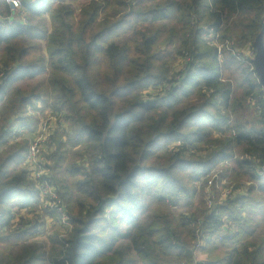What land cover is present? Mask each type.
Masks as SVG:
<instances>
[{
  "label": "trees",
  "instance_id": "1",
  "mask_svg": "<svg viewBox=\"0 0 264 264\" xmlns=\"http://www.w3.org/2000/svg\"><path fill=\"white\" fill-rule=\"evenodd\" d=\"M65 1L22 0L27 25L8 26L0 20V102L6 101L2 112L7 115L0 118L4 121L0 193L6 191L0 199V264L45 261L41 247L9 255V261L3 255L29 242L34 238L30 234L40 235L43 228L40 222L35 225L36 219L34 233H20L15 224L6 231L7 225L23 220L13 214V208L31 210L40 200L26 170L21 171L28 143L11 144L8 129L14 123L23 128L38 123L25 115L42 97L19 85L45 73H49L56 116L62 115L66 123L59 124L64 127L59 131L68 137L66 143L53 141L55 163L49 180L66 204L73 226L67 246L56 242L61 251L51 255L49 264H131L130 248L120 246L124 240L131 243L142 264H194L196 227L186 222L194 221L186 212L195 198L203 197L194 183L224 162L232 163L224 175L231 184L245 180L252 186L246 197L218 206L238 225V232L231 239L208 243L202 264H264V242L253 239L250 220L239 218L264 204V177L258 176L264 166V126L248 131L237 123V135L218 140L228 131L231 116L222 110L230 109L233 91L223 80L218 47L205 38L212 31L216 36L229 33V22L244 16L248 52L255 51L254 42L264 25V0H90L81 12ZM0 13L10 14L4 0H0ZM46 16L51 19V31L45 27ZM42 41L47 42L48 63ZM176 41L178 55L187 54L188 61L176 80L166 84L174 71L166 68V58L159 53L176 47ZM236 61L235 57L229 60L232 65ZM101 67L107 71L104 81ZM242 75L244 99L262 95L253 71ZM155 82L159 84L151 85ZM158 88L161 91L156 94ZM148 90L151 95H145ZM233 103L235 112L243 106ZM259 118L264 125V116ZM213 135L216 141L207 143ZM174 143L180 147L169 149ZM208 144L217 148L207 150ZM82 146L94 147L90 162L71 165L60 181L71 150ZM189 147L202 148L208 156L187 157ZM238 148L243 150L242 157L235 154ZM164 150L169 152L162 155ZM150 195L157 203L180 211V223L173 214H159L144 223ZM199 211L210 235L216 236L220 219ZM184 230L190 236L186 240Z\"/></svg>",
  "mask_w": 264,
  "mask_h": 264
},
{
  "label": "rangeland",
  "instance_id": "2",
  "mask_svg": "<svg viewBox=\"0 0 264 264\" xmlns=\"http://www.w3.org/2000/svg\"><path fill=\"white\" fill-rule=\"evenodd\" d=\"M89 1L90 0H73L72 2H70V0H67L64 3L65 4H71L73 6V8H75L78 12H81L82 8ZM245 21H246V19L244 16H237V17L233 18L229 22V25L227 26L229 33H227V34L221 33L220 35L216 36V33L214 31H212V32H210L209 35L208 34L205 35V38L209 41L213 40V43H215V46H217V47L230 45L234 50L237 51L236 52L237 54L241 53L244 55L241 58H243V57L246 58L247 56H249V57L253 56L250 58V59H252L255 57V51L252 50V51L248 52L250 46H249V44L246 43V40L244 38V35L246 34V31L244 29V25H245L244 22ZM44 24H45V27H47L50 31L52 30V22H51L50 18H45ZM207 32H209V30H207ZM178 47H179V42L176 41V47L170 46L169 48H163L162 52L159 53L166 58V63H167L166 68L169 67V70L174 71V74L172 73L170 75L166 84H168L169 81L174 82L176 80L175 75L180 73V71L185 67V65L188 61L187 54L185 55V57L181 56L182 54L178 55V50H177ZM42 48H43L42 53L46 56V62L48 63L49 57H48V53H47V42L46 41H42ZM157 51H161V47L159 48V50L157 49ZM224 52H226V53L224 54ZM234 52H232V50H228L227 48H225V49H223L222 57L220 58L221 61L223 62V66H224L223 80L225 83L230 84L231 89L233 91V97H232V103L230 104V109L228 111L222 110V112L225 115H228L229 117L231 116L230 120L233 121L234 127L237 126V123H238L239 125L244 126L248 131L260 130L264 126L262 124V120L256 114L255 109L251 107V105L249 103V99L246 97L244 99V95L246 94V86L244 85V81H243L244 77H243L242 73L245 70L250 71L251 68L247 62H242L241 60H239L237 55L235 56ZM233 57H235L238 60V61H236V62H238V64L232 65L229 62V60L232 59ZM100 72H101V76H100L101 80L104 81L106 78L107 71L104 69V67H101ZM48 78H49V73H45V74L41 75L40 77H38L34 80H27V81L20 83V85H19L20 88H22V90L27 91V92H36L37 95H41V97H42L41 102L40 103L38 102L36 105H34L33 108H30L28 113H26V115H25L27 117L38 119V121H37L38 123L34 124L31 128H28L29 133L25 134V137L20 141V142L25 141L28 143V151H29L30 144L35 139L36 133L38 132L41 125L45 121L50 119V117H53V118L58 117L61 119L63 117L62 115L56 116V113H55L56 111H54V108L52 106L53 102H52V98H51V94H50V86H49ZM255 79L259 80V79H257L256 76H255ZM155 84H159V83L155 82V83H152L151 85H155ZM171 86H172V84H169L167 89L170 90ZM160 91H161V88H158L157 92H155V93L158 94V92H160ZM259 92L262 95L264 94L262 87L259 90ZM151 94H152V92L150 90L145 92V95H151ZM262 95H260V96H262ZM260 96L257 95L254 98L259 99L257 101H260V99H261ZM195 97H197V96H195ZM233 100L239 101V103H241L243 105V106H241L242 108L238 107L239 109L236 110L237 112H235L233 110V105H234ZM242 100H244V101L242 102ZM3 102L5 104L6 101L4 100ZM194 102H196L195 99L193 100V103ZM40 107L42 110H40ZM2 111H3V108H0V118L2 116L3 120H4V118H7V115L4 116V112H2ZM3 120L0 121V127L4 124ZM16 125H19V124L18 123L13 124V126H16ZM9 126L10 125H8V128H9ZM19 128L26 130L23 127H19ZM235 128L237 129V127H235ZM59 129L61 130L63 128H60V125L58 123L56 124L55 121H52L51 122L52 137H51L49 143H47L46 146L44 148H42L41 153H40V158H41L43 165L46 168L45 172H46V176L48 178L50 176H52V170L54 168V163H55L54 161H52V158H51V156L53 154V141H63L66 143L67 139H68V137L64 135V131H59ZM228 131L224 135L220 134V136L218 137V140H224L226 137L232 135L231 132L229 131L230 133H228ZM57 132H62V133L58 135ZM237 132H238V129H237ZM216 138L217 137H215L213 135L212 139H210V142H207V143H214V141H216ZM216 145L215 144H208L207 150H212ZM174 147L178 148V147H180V145L178 143L171 144L169 149H171V150L175 149ZM216 148H217V146H216ZM189 149L190 150H189V154L187 155V157H189V155H191V156L193 155V156L199 157L201 159H204L208 156L207 153L202 151V148L189 147ZM93 150H94V147H92V146L91 147H86V146L76 147L75 149L71 150L68 161H67V165L66 164L64 165L65 168L60 172L58 179H60V181H62L65 178L64 174L66 173L67 168H69L71 165L74 164V165H80L81 166L86 161L90 162V158L93 155ZM1 152H2V149H0V153ZM168 152H169V150H164L162 152V155H165ZM235 154L237 157H242L243 150L241 148H238V149H236ZM25 160H26V158L23 161H25ZM230 164L232 165V163H230ZM88 165H90V163ZM88 165H87V167H88ZM27 166L28 165H25V167H23L21 171L27 170V168H28ZM229 182L231 184V181H229ZM235 183L239 187L242 185H244V187L251 185L250 182L245 181V180L235 181L234 185H235ZM53 185L56 186L55 184H53ZM231 185H233V184H231ZM56 190H57V188H56ZM201 195H203V194L201 193ZM59 198H61V197H59ZM148 199H149V208H148V212L143 215L144 223L148 222L151 217H154V216L159 215V214H167V215L173 214L176 221L178 223H180V220L182 219V217L179 216L180 211H176L174 208H172L173 206L171 204H169V202H167V204H169V205L159 204L155 201V199L152 195H150L148 197ZM263 201H264V199H263ZM201 202H204V200H203V197H201L199 195V197L195 198L194 202L190 203V207L188 209L189 211L186 212V216H188L194 220V221H191L188 218V219H186V222H193L192 223L193 227H195V225H198V226L200 225V222L197 220L205 219L203 217V213L199 211L200 209H202V210L204 209V213H205V206L203 208V206H202L203 203L201 204ZM182 204L185 205L186 201H184ZM261 207H262V209H260L258 211H248L246 214L241 215L239 218L250 220V231L253 232V237H254L253 239H255L257 241H263L264 242V204ZM12 212H13V214L21 215L23 220L16 221L12 225H7L6 231H10V229H12L13 225L16 223V224L20 225V227H21L20 233H23V232L24 233L25 232L34 233L32 226H33V224H35L34 222L36 219H38V221H36L35 225H37L38 222H40V223H42L41 226L43 228L40 230V235H38V236H33L34 234L33 235L30 234L31 237H34V238H32L26 244H21L19 246H15L12 249L13 251L12 250L9 252H7V250L4 251L3 255L6 257L5 259H7L8 261H9V259H8L9 255L16 256L19 253L23 254L24 251H29V250H33V249L36 250L37 248L41 247L39 252L41 253L43 259H45V261H42L40 263L41 264H49V261L51 260V255L52 254L55 255L61 251V249L59 248V245H57L56 242L64 243L67 246V240L71 237L72 231L69 234H65L61 230L60 227H57V225L55 223L53 224L54 214L52 215L51 211L44 209L41 200H39V204L31 210L21 212L18 210V208L15 207L12 209ZM20 222H21V224H20ZM1 228L2 227H0V229ZM197 228H195V232H194L195 237L197 234V232H196ZM204 230L206 233L211 231V230H209V227H204ZM1 232L2 231H0V233ZM187 233H188V231L184 230V233H183L184 235H182L183 240L190 238V236ZM195 237L192 241L193 242L192 245H194ZM212 238L213 237H211V239ZM216 240L217 239L212 240V241H216ZM120 246L130 248L129 253H130V259L132 261L131 264H142L140 262L139 257L137 256L136 252L132 248L131 243L128 240L122 241L120 243ZM24 248H26V249H24ZM196 255H197V257L194 256V258H196V260L198 261V264H202V263H204L203 261L207 260V257L203 254L202 251L196 253ZM204 256L206 257V260L203 259ZM263 263H264V258H263Z\"/></svg>",
  "mask_w": 264,
  "mask_h": 264
},
{
  "label": "built area",
  "instance_id": "3",
  "mask_svg": "<svg viewBox=\"0 0 264 264\" xmlns=\"http://www.w3.org/2000/svg\"><path fill=\"white\" fill-rule=\"evenodd\" d=\"M5 4L8 6L10 14L5 17L0 13V20L8 26H13L14 24L27 25L29 23L28 14L25 11L22 0H4ZM227 48L232 50L235 53V56L239 58L242 62H247L250 65L251 70L254 72L253 59H250L253 56H247L246 58H241V53H236L230 45L218 47L219 56H222L223 49ZM0 76V80L2 79ZM256 76V75H255ZM257 77V76H256ZM263 93H264V87ZM252 97L249 99V103L252 108L255 109V112L259 116H264V94L261 97L260 101H257ZM55 121L58 124H66L61 118L50 117L45 121L40 129L38 130L35 139L29 146V151L26 156L25 165H28L26 170V176L28 181L33 183L39 192L40 200L44 209L51 211L52 215L54 214L53 224L55 223L57 227H60L65 234L71 233L73 231V226L70 221L68 210L62 198H59V194L55 186L51 183L49 178L46 176L45 166L43 165L40 153L42 148L49 143L52 132H51V122ZM227 129L231 132L233 136L237 135V129L233 126V121L230 120L228 123ZM10 133L9 142L15 144L20 142L26 134V131L22 128H15L11 126L8 129ZM229 162L221 163L219 166L211 170L209 173L204 175L201 179L197 180L194 183L196 189L203 194V200L205 204V213L208 216H214L220 219L219 228L216 236L211 235L209 232H205L204 227H206L205 219L197 220L200 222V225H195L197 228L196 237L193 245L194 256L197 257L196 253L203 251L206 245L212 240L222 241L224 238H232L236 233H234L236 223L231 219L229 214H221L218 210V206L224 201L235 200L246 197L249 192V188L252 186H233L229 182L228 176L225 175V167L229 166ZM258 176L264 177V166L258 170ZM240 202L236 204V208L239 209ZM222 215V216H221ZM18 221V220H17ZM16 222V221H14ZM21 224V223H20ZM17 225L16 229L21 230L20 225ZM208 227V226H207ZM195 264H198V261L195 258ZM203 261V260H202Z\"/></svg>",
  "mask_w": 264,
  "mask_h": 264
},
{
  "label": "water",
  "instance_id": "4",
  "mask_svg": "<svg viewBox=\"0 0 264 264\" xmlns=\"http://www.w3.org/2000/svg\"><path fill=\"white\" fill-rule=\"evenodd\" d=\"M255 57L253 59L254 74L259 79L260 85L264 87V25L260 34L257 36L255 42ZM6 191L0 193V199ZM1 214V209H0Z\"/></svg>",
  "mask_w": 264,
  "mask_h": 264
},
{
  "label": "crops",
  "instance_id": "5",
  "mask_svg": "<svg viewBox=\"0 0 264 264\" xmlns=\"http://www.w3.org/2000/svg\"><path fill=\"white\" fill-rule=\"evenodd\" d=\"M46 18H48V17H46ZM250 46V45H249ZM251 48V47H250ZM250 48H249V50H250ZM4 105V102L2 101V102H0V108H2V106ZM40 110H42L41 109V107H40ZM56 124L58 123V122H55ZM16 124V123H15ZM62 124V123H61ZM13 127H15V128H19L20 126L19 125H16V126H13ZM64 128V127H63ZM26 130V134H28L29 133V131H28V128H25ZM67 129V128H66ZM37 134V133H36ZM36 136V135H35ZM53 150H54V148H53ZM21 165H22V168L23 167H25V161H22V163H21ZM23 212H25V211H23ZM237 232H238V225L236 224L235 225V229H234V233H236L237 234ZM203 258V257H202ZM204 260H206V257L204 256V258H203Z\"/></svg>",
  "mask_w": 264,
  "mask_h": 264
}]
</instances>
